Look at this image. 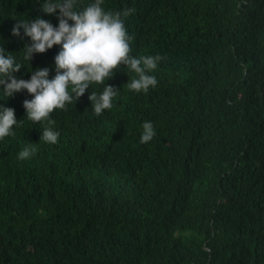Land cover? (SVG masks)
<instances>
[{
  "label": "trees",
  "instance_id": "16d2710c",
  "mask_svg": "<svg viewBox=\"0 0 264 264\" xmlns=\"http://www.w3.org/2000/svg\"><path fill=\"white\" fill-rule=\"evenodd\" d=\"M103 7L132 10L130 54L162 57L158 84L129 90L136 74L121 65L105 81L118 88L111 109L93 113L88 94L103 89L93 84L51 113L55 144L17 104L31 94L0 99L19 120L0 139V264H264V0ZM37 16L57 23L40 0H0L17 78L55 70L59 45L27 63L29 38L11 33ZM146 120L156 135L142 144ZM29 144L35 155L18 159Z\"/></svg>",
  "mask_w": 264,
  "mask_h": 264
},
{
  "label": "clouds",
  "instance_id": "9594fccd",
  "mask_svg": "<svg viewBox=\"0 0 264 264\" xmlns=\"http://www.w3.org/2000/svg\"><path fill=\"white\" fill-rule=\"evenodd\" d=\"M103 3L104 0H89L78 6L80 0H40L43 13L57 16L55 26L40 16L18 19L12 26L13 35L30 40L22 48V60L27 63L34 53L60 46L54 56L55 70L37 67L30 72L29 78H17L14 73L24 64L0 46V99L21 90L31 94L17 104L24 107L27 119L44 125L39 140L45 143L55 144L59 138V132L52 127L51 113L74 103L91 85L103 86L102 91L88 94L93 113L101 115L111 109L118 88L105 84V81L121 65L136 74L127 81L129 90L146 93L158 84L157 77L151 73L162 57L158 54H130L131 36L122 17L132 10H106ZM37 57H44V54ZM16 107L0 104V139L14 134L13 127L19 123L13 109ZM155 135L153 123L144 121L140 143L151 141ZM35 152L33 144L26 145L18 152V159H28Z\"/></svg>",
  "mask_w": 264,
  "mask_h": 264
},
{
  "label": "bare ground",
  "instance_id": "6f19581e",
  "mask_svg": "<svg viewBox=\"0 0 264 264\" xmlns=\"http://www.w3.org/2000/svg\"><path fill=\"white\" fill-rule=\"evenodd\" d=\"M12 3H13V2H12ZM122 4H123V3H122ZM4 7H5V6H4ZM3 9H4V8H3ZM7 9H8V8H7ZM11 10H12V9H11ZM113 10H114V9H113ZM5 11H6V10H5ZM150 12H151V11H150ZM5 15H6V14H5ZM1 20H2V19H1ZM10 23H11V22H10ZM10 23H9V24H10ZM93 90H94V89H93Z\"/></svg>",
  "mask_w": 264,
  "mask_h": 264
}]
</instances>
